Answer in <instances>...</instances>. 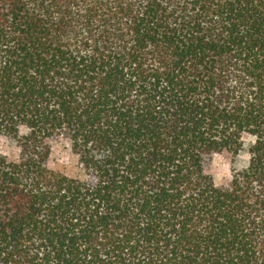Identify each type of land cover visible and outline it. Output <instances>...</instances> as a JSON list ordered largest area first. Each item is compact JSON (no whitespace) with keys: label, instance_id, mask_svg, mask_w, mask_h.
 Here are the masks:
<instances>
[{"label":"trees","instance_id":"obj_1","mask_svg":"<svg viewBox=\"0 0 264 264\" xmlns=\"http://www.w3.org/2000/svg\"><path fill=\"white\" fill-rule=\"evenodd\" d=\"M3 133L0 264H264V0H0Z\"/></svg>","mask_w":264,"mask_h":264},{"label":"rangeland","instance_id":"obj_2","mask_svg":"<svg viewBox=\"0 0 264 264\" xmlns=\"http://www.w3.org/2000/svg\"><path fill=\"white\" fill-rule=\"evenodd\" d=\"M244 140L245 146L238 156L239 161H237L240 167H243L249 159L247 146L251 138L248 135H244ZM19 153L20 147L17 141L4 135V133L0 134V154L14 157L18 156ZM48 158L47 165L50 169L66 174L69 177L87 179L89 182H92V178L86 174L79 162L78 156L73 152L68 139L63 137L54 139L51 142V154ZM231 161V157L226 153H214L205 160V167L212 175L214 183L217 186L225 187L230 183L232 178Z\"/></svg>","mask_w":264,"mask_h":264}]
</instances>
